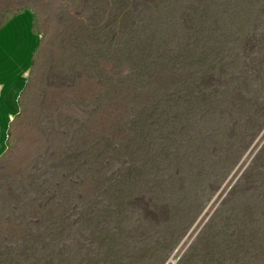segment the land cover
Instances as JSON below:
<instances>
[{
	"label": "rangeland",
	"instance_id": "rangeland-1",
	"mask_svg": "<svg viewBox=\"0 0 264 264\" xmlns=\"http://www.w3.org/2000/svg\"><path fill=\"white\" fill-rule=\"evenodd\" d=\"M21 10L0 264H264V0H0V25Z\"/></svg>",
	"mask_w": 264,
	"mask_h": 264
},
{
	"label": "bare ground",
	"instance_id": "bare-ground-1",
	"mask_svg": "<svg viewBox=\"0 0 264 264\" xmlns=\"http://www.w3.org/2000/svg\"><path fill=\"white\" fill-rule=\"evenodd\" d=\"M38 43L39 37L33 27L30 10H21L1 23L0 156L7 145L11 122L19 113L20 96L27 83Z\"/></svg>",
	"mask_w": 264,
	"mask_h": 264
}]
</instances>
